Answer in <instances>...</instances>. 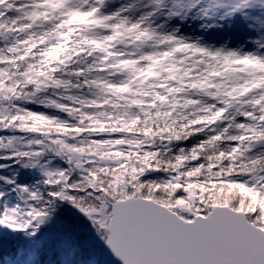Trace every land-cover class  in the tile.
<instances>
[{"label": "snow or ice", "instance_id": "1", "mask_svg": "<svg viewBox=\"0 0 264 264\" xmlns=\"http://www.w3.org/2000/svg\"><path fill=\"white\" fill-rule=\"evenodd\" d=\"M76 40L126 76L73 122L37 69ZM241 61L264 68V0H0V264H264V71Z\"/></svg>", "mask_w": 264, "mask_h": 264}, {"label": "trees", "instance_id": "2", "mask_svg": "<svg viewBox=\"0 0 264 264\" xmlns=\"http://www.w3.org/2000/svg\"><path fill=\"white\" fill-rule=\"evenodd\" d=\"M15 2L16 0H11V3ZM9 16L14 17L15 12L9 11ZM12 27L15 28V25ZM56 43V40L52 41V44ZM87 47H92V45H83L80 40L72 42L71 46L65 43L62 45V51L55 60L51 61V63H55L57 60L60 61L59 66L51 69L46 65L47 71L45 69H37V72L44 71L45 73L43 77H38L41 85L39 89L40 96L54 97L62 107L70 108L73 113V122L78 119L81 112H92L99 115L102 111H113L111 108L91 109L86 105H81L80 100H94L100 96L115 99L114 95L108 93L103 88L105 84L103 83V79L119 78L126 75V70L118 69L114 64L109 62L116 59L114 50H110L108 54H104L100 49L94 48L93 51L99 53V55H92L91 53L89 55H81ZM116 47L120 46L116 45ZM73 48H79L80 51H73ZM245 64L250 66L251 63L245 62L241 66ZM89 68H91L90 71ZM56 81H60L59 85L56 84ZM69 97H72V99H69ZM24 107L37 112L45 111L35 105H24ZM80 123H84V121L80 120ZM32 126L53 135L57 134L54 128L42 122H33ZM59 135L70 136L72 133L69 130H65L59 133ZM163 191H167V189H163Z\"/></svg>", "mask_w": 264, "mask_h": 264}, {"label": "rangeland", "instance_id": "3", "mask_svg": "<svg viewBox=\"0 0 264 264\" xmlns=\"http://www.w3.org/2000/svg\"><path fill=\"white\" fill-rule=\"evenodd\" d=\"M236 24H237V27H238L239 31L241 33H243V31H244L243 25L239 24V21H237ZM182 31H186V29H182ZM238 63H240V65H242L244 62L241 61V62H238ZM247 65L248 64H245L242 67H246L248 70L264 71V68H261L260 66H258L256 64L251 63L250 66H247ZM125 76H122V77H119V78L114 77V78H109V79L105 78V79H103V83H107V82L112 81V80H120L122 78H125Z\"/></svg>", "mask_w": 264, "mask_h": 264}]
</instances>
